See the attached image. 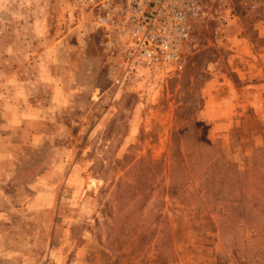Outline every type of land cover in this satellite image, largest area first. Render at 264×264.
Here are the masks:
<instances>
[{
	"label": "rangeland",
	"instance_id": "374dc122",
	"mask_svg": "<svg viewBox=\"0 0 264 264\" xmlns=\"http://www.w3.org/2000/svg\"><path fill=\"white\" fill-rule=\"evenodd\" d=\"M232 4L228 41L201 23L181 74L120 86L67 0H0V264H264L222 203L172 195L166 162L173 134H202L240 173L261 168L264 0ZM213 84L246 97L228 131L203 113Z\"/></svg>",
	"mask_w": 264,
	"mask_h": 264
},
{
	"label": "built area",
	"instance_id": "2783aa9c",
	"mask_svg": "<svg viewBox=\"0 0 264 264\" xmlns=\"http://www.w3.org/2000/svg\"><path fill=\"white\" fill-rule=\"evenodd\" d=\"M70 17L102 34L115 60L118 85L146 77L179 75L198 48L197 26L215 24L216 37L229 40L238 15L232 0H67Z\"/></svg>",
	"mask_w": 264,
	"mask_h": 264
},
{
	"label": "trees",
	"instance_id": "16d2710c",
	"mask_svg": "<svg viewBox=\"0 0 264 264\" xmlns=\"http://www.w3.org/2000/svg\"><path fill=\"white\" fill-rule=\"evenodd\" d=\"M185 137L186 134H173V154L166 160L172 195H176L173 191L184 189V198L192 195L210 206L213 202L222 203L221 214L231 228L239 234L254 233L255 244L249 238L243 242L248 249L247 259L257 261L264 254V157L259 171L242 174L210 139L202 134ZM185 142H192V151L184 150ZM150 163L156 168L164 162Z\"/></svg>",
	"mask_w": 264,
	"mask_h": 264
},
{
	"label": "crops",
	"instance_id": "0c3cea01",
	"mask_svg": "<svg viewBox=\"0 0 264 264\" xmlns=\"http://www.w3.org/2000/svg\"><path fill=\"white\" fill-rule=\"evenodd\" d=\"M212 87H214V90H212L214 92L211 93L203 113H205L209 121L215 124L213 126L215 128L214 131H228L234 122L237 107L246 105V97L243 92L233 91L232 87L227 88L226 86L215 84ZM254 103L258 105V102H251L252 105H255Z\"/></svg>",
	"mask_w": 264,
	"mask_h": 264
}]
</instances>
